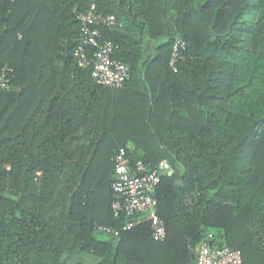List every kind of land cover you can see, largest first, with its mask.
Listing matches in <instances>:
<instances>
[{"label":"trees","instance_id":"trees-1","mask_svg":"<svg viewBox=\"0 0 264 264\" xmlns=\"http://www.w3.org/2000/svg\"><path fill=\"white\" fill-rule=\"evenodd\" d=\"M91 2L0 4V76L13 86L0 92V264H87L72 262L79 253L195 264L212 230V244L264 264V0H94L122 23L99 27L130 66L121 89L96 85L74 57V7ZM80 109L94 110L95 131ZM120 148L174 167L155 192L164 241L149 221L100 237L98 224L131 220L112 210Z\"/></svg>","mask_w":264,"mask_h":264},{"label":"built area","instance_id":"built-area-1","mask_svg":"<svg viewBox=\"0 0 264 264\" xmlns=\"http://www.w3.org/2000/svg\"><path fill=\"white\" fill-rule=\"evenodd\" d=\"M5 0H0V4ZM13 1V0H11ZM74 12L80 22L81 42L74 50L78 65L85 67L92 64L91 76L96 85L121 89L131 78L130 66L115 58V46L112 41L103 37L100 26L121 30L122 23L114 14L103 15L98 12L96 2L92 0L85 10L74 7ZM186 42L177 38L172 46L170 66L177 71V64L182 58V50ZM5 69L0 76V92L10 90L13 86ZM115 166L112 181V210L116 217L125 214L131 220L121 227L98 224L99 232L119 235L142 222L149 221L152 227V237L155 241L167 238L164 220L159 214V201L155 196L157 187L165 176H172L174 167L167 159L161 160L153 168L142 159L133 162L126 149H118L112 157ZM213 233L202 239L196 248L195 264H244L242 252L232 247H218L211 243Z\"/></svg>","mask_w":264,"mask_h":264},{"label":"crops","instance_id":"crops-1","mask_svg":"<svg viewBox=\"0 0 264 264\" xmlns=\"http://www.w3.org/2000/svg\"><path fill=\"white\" fill-rule=\"evenodd\" d=\"M78 104V102H76V105ZM78 106V105H77ZM80 114L77 115V119L78 118H84L87 117L89 119V125H91V128L96 127L95 125V113L94 110L91 109L90 111H84V109H80L78 111ZM85 128V126H82L81 129L78 131L79 133H83V129ZM95 131V130H94ZM92 133H94L92 131ZM77 256H79L80 261L87 263V264H96V262L99 260V257H97L96 255L90 254V253H79L78 255H76L72 262H76L78 259Z\"/></svg>","mask_w":264,"mask_h":264},{"label":"rangeland","instance_id":"rangeland-1","mask_svg":"<svg viewBox=\"0 0 264 264\" xmlns=\"http://www.w3.org/2000/svg\"><path fill=\"white\" fill-rule=\"evenodd\" d=\"M212 233H216V230H212ZM100 237H101V238H107V237H108V235H107V234H105V233H100ZM77 255H78V254H77ZM76 259L80 260L79 256H77V258H76Z\"/></svg>","mask_w":264,"mask_h":264}]
</instances>
